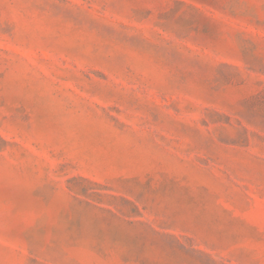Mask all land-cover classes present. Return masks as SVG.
Here are the masks:
<instances>
[{
	"label": "rangeland",
	"instance_id": "obj_1",
	"mask_svg": "<svg viewBox=\"0 0 264 264\" xmlns=\"http://www.w3.org/2000/svg\"><path fill=\"white\" fill-rule=\"evenodd\" d=\"M0 264H264V0H0Z\"/></svg>",
	"mask_w": 264,
	"mask_h": 264
}]
</instances>
